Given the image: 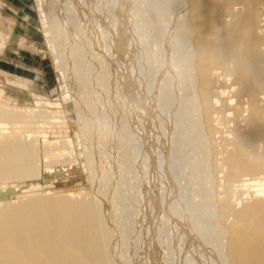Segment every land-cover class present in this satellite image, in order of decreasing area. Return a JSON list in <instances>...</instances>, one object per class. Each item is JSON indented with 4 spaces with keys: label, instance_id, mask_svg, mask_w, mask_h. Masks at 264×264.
<instances>
[{
    "label": "bare ground",
    "instance_id": "6f19581e",
    "mask_svg": "<svg viewBox=\"0 0 264 264\" xmlns=\"http://www.w3.org/2000/svg\"><path fill=\"white\" fill-rule=\"evenodd\" d=\"M36 2L45 30L66 24L73 41L53 49L94 150L111 122L96 117L93 88L122 102L139 185L100 193L86 152L92 192H53L76 174L75 141L46 130L69 122L63 104L33 93L34 112L0 105V264H264V0ZM24 44L0 30V55ZM10 189L45 194L13 200ZM128 194L136 215L146 209L137 236L121 213Z\"/></svg>",
    "mask_w": 264,
    "mask_h": 264
},
{
    "label": "rangeland",
    "instance_id": "374dc122",
    "mask_svg": "<svg viewBox=\"0 0 264 264\" xmlns=\"http://www.w3.org/2000/svg\"><path fill=\"white\" fill-rule=\"evenodd\" d=\"M5 1L7 5H4V8L2 9L4 17H0V30L2 33L9 36L13 34L20 35L25 43H33L34 47H30L27 44H24V46L20 48L8 45L4 55H0V91H4L2 97L0 96V105H7L10 108H17L18 110L21 109L26 112H34L38 109V107L35 103L36 100L32 97L33 93L45 96L54 102L62 103L63 108L61 110L64 111L62 114L66 116L69 122L51 123L49 125L50 127L46 128V130L50 132L51 135L58 134L64 137L72 138L75 141L74 146H76V148L74 147V149L76 150L75 153L77 154V157L72 158V165L75 168L76 174L64 180L63 178H60V180L57 179L58 182H56L52 191L57 193L63 191L82 190L86 193L92 192L90 187L89 170L85 168V164L87 163V159L85 157L86 152H92L94 154L96 152L94 155L95 163L98 165L97 167L99 171H103V173L98 174V179H96V183L100 188V193L105 191L106 194L108 192L112 180H114V183L122 180L125 183L128 182L130 184L139 185L137 175H132V164L125 160L123 146L121 145L120 136L126 129L120 123L123 115L122 109L124 110L122 102L114 94H110V97H107L105 93L101 95L102 90L100 87H96L97 90H95V87V89L93 88L94 91L92 93V98L94 99V103L98 105L97 108L99 107L98 109L100 110H98L100 118L99 116L96 117H98L104 126L108 121L111 122V127L108 126V128L106 126V129V127L103 126L105 133L106 130H108L106 135L111 132L109 133L110 135L108 134L110 137L107 135L108 138H106L107 141L105 142V151H98V149L96 151L94 150V146L97 145V140L94 143V141L91 140V137L88 136V138L86 136V124L81 116L80 109L75 105V102L70 99V97H67V93L65 92L67 91L65 73L67 72L64 71L57 63V58L53 49V43L55 42H60L62 48L65 50L69 48L71 49L73 45L71 42L73 41L70 40V34H68L66 27H64L66 24L62 25L59 33H57L56 30L54 31V34L56 35L54 37L52 30H45L43 27L39 17V8L36 0ZM73 38L74 37H72V39ZM97 91L101 93L99 94ZM69 93L71 95V91H69ZM102 96L105 98L104 102ZM111 96L113 97L111 98ZM107 98L113 99V102L112 100L110 102L109 99L110 103H107ZM97 103H102V106ZM107 104L110 105L107 106ZM104 106H106L107 109ZM103 107L106 111H109L104 112ZM57 110L58 109H53L52 111L53 113H59ZM85 111L87 114V109ZM103 112L108 115L103 114ZM101 113L103 116L100 115ZM96 117L94 115V122L99 123L97 122L99 120L96 121ZM103 117H107V121ZM21 130L33 132L38 131L39 128L33 125H25L22 126ZM44 163L45 162L43 160L41 162L42 172L45 175L46 168ZM34 183L38 184L39 181L31 179L18 182L17 184L32 185ZM112 185L114 184L112 183ZM194 186L195 185L192 186L193 189H195V187L198 188V185ZM200 188L201 187H199V189ZM7 192L10 193L9 196H11L13 200H18L23 197L28 198V196L38 197L45 194V192L40 189H26L24 191H14L10 189V191L8 190ZM107 194H110V192ZM134 195L128 194L126 196L125 203L123 202V204H126L125 206L129 207L128 209L121 211V213L125 220V227L133 228V226H135L136 232L134 233V236H137L138 234H141L143 229L146 227V209L141 207L142 212L139 215H136L134 207L130 206L134 199ZM105 203L108 205V201H105ZM153 264H155V261H153Z\"/></svg>",
    "mask_w": 264,
    "mask_h": 264
}]
</instances>
